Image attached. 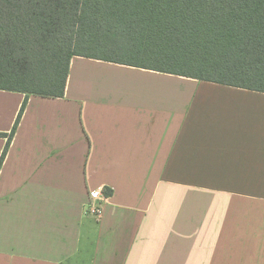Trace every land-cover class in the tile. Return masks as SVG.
<instances>
[{"label":"crops","instance_id":"1","mask_svg":"<svg viewBox=\"0 0 264 264\" xmlns=\"http://www.w3.org/2000/svg\"><path fill=\"white\" fill-rule=\"evenodd\" d=\"M0 264H264V93L73 56L0 167Z\"/></svg>","mask_w":264,"mask_h":264},{"label":"trees","instance_id":"2","mask_svg":"<svg viewBox=\"0 0 264 264\" xmlns=\"http://www.w3.org/2000/svg\"><path fill=\"white\" fill-rule=\"evenodd\" d=\"M83 56L264 93V0H0V89L62 97ZM109 195V193H108Z\"/></svg>","mask_w":264,"mask_h":264},{"label":"built area","instance_id":"3","mask_svg":"<svg viewBox=\"0 0 264 264\" xmlns=\"http://www.w3.org/2000/svg\"><path fill=\"white\" fill-rule=\"evenodd\" d=\"M90 195L92 197V204L90 205V212L99 216L102 210V204L106 201V196L104 195L103 186L96 187L95 189L90 191Z\"/></svg>","mask_w":264,"mask_h":264}]
</instances>
